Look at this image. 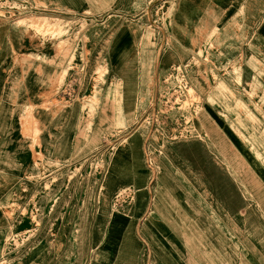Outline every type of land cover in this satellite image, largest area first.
<instances>
[{"label":"rangeland","instance_id":"obj_1","mask_svg":"<svg viewBox=\"0 0 264 264\" xmlns=\"http://www.w3.org/2000/svg\"><path fill=\"white\" fill-rule=\"evenodd\" d=\"M34 1L48 5L45 0ZM87 1L93 6L94 0ZM174 1L134 0L128 13L117 18L120 24L107 33L102 52L109 57L112 75L106 73V63L99 61L97 97L86 98L88 118L97 123V134L90 133L96 142L85 157L76 161L43 159L34 151L30 169L16 179L20 185L16 194L8 191L0 200L1 262L9 237L15 235L16 250L8 256V264H26L25 248L35 246L56 247L57 252L52 254L56 264H137L138 253L142 264H156L159 256L164 264H179L184 261L179 244L170 250L165 236L153 230V211L165 203L171 209L177 205L193 214L192 227L187 229L193 250L188 257L194 264H264V47L237 45L238 57L224 66H220L223 61L214 66L203 48L214 53L220 50L213 41L218 34L209 40L206 36L189 48L180 41H155V19L171 39L178 40ZM228 4L224 12L232 15L224 24L239 29L241 12ZM126 6L123 3L119 9ZM58 12L60 9L1 19L0 25H11L32 40L56 42V54L71 59L74 44L87 38L88 26L108 15L63 16ZM129 22L138 23L146 38L138 41V46L137 41H130L132 37L127 39L134 24ZM133 33L136 37L138 30ZM249 51L258 60H245L244 54ZM56 74L54 83L59 87L63 70ZM106 77L112 82L108 87L112 104L101 112L98 91ZM63 105L55 99L48 104L51 113L61 111ZM100 113L106 122L112 115L110 127L104 126ZM175 149L192 153V159L179 160L192 169L188 177L193 185L194 207L202 209H197L199 214L189 206V196L186 194L185 204L184 191L174 188H178L172 172ZM212 166L223 173L220 177L233 183L240 195L241 208L234 221L216 198L224 191L212 190L207 184L217 179L216 174L205 173ZM177 175L184 178V173ZM146 187L150 195L143 230L148 239L141 235L139 244L131 228L122 233L114 231L112 220L118 213L136 217ZM153 196V209L149 210ZM210 201L217 208L213 206L207 214ZM22 220L31 227L20 229Z\"/></svg>","mask_w":264,"mask_h":264},{"label":"crops","instance_id":"obj_2","mask_svg":"<svg viewBox=\"0 0 264 264\" xmlns=\"http://www.w3.org/2000/svg\"><path fill=\"white\" fill-rule=\"evenodd\" d=\"M132 1L134 0H94L93 6L87 0H45L48 5L39 1L42 6L47 8V12L60 9L58 13L63 16L71 14L79 16L84 13L108 14L100 23L88 26L85 33L87 38L80 39L74 44L75 48H73L71 59L69 57L62 59L56 54V42L32 40L25 34L17 33L11 25H0V200L8 191L16 194L20 188V185L18 187L19 181L17 182L16 179L26 174L30 169L34 151L40 153L43 159L76 161L85 157L92 149L96 138L91 137V134H97V123L91 122L88 118L86 111L90 105L88 106L87 99L97 97L96 89L98 88L95 77L99 61L106 63V73L112 75L109 70V57L106 52H102V48L106 45L107 33L120 24L117 18L128 13ZM234 1L240 7L232 1L230 3V0H175L173 6L178 11L177 23H175L178 40L176 37V40L171 39L166 29V33L162 29V23H158L156 19L153 20L152 25L154 30L158 31V38L154 40L180 41L181 45L189 48L191 44L196 43L197 45L198 41H204L206 36L209 40L218 34V37H215L213 41H217L220 50L214 53L209 52L206 47L203 48L208 57L210 56V61L214 66L219 65L218 61H223L220 66H224L234 57H238V52L235 51L237 45L239 47L247 44L264 47V0ZM123 3L127 5L126 8L119 9ZM227 4L231 5L233 10L241 12L238 15L239 29H229L224 24L226 19L232 15L224 12ZM109 15L111 16L109 17ZM233 15L234 19L237 18L234 12ZM219 22H223V24H218ZM129 23H134L132 24L134 27H129L127 39L132 37L130 41H137V46L138 41H146L140 31V25L135 22ZM136 29L138 34L135 37L133 31ZM238 41L244 42L238 43ZM229 44L232 45L231 48H229ZM209 47L212 45L209 44ZM244 50L246 49L243 48ZM244 55L245 60L251 62L258 60L257 55L250 51ZM34 56L38 59H34ZM176 56L180 57L178 54ZM60 70H63L62 84L57 87L54 81H56V73L60 74ZM157 71L162 70L158 68ZM104 81L98 91V104L101 112L107 105L111 106L112 104L111 92L108 93V87L112 82L107 77ZM50 95L53 96L50 97ZM52 99H55L58 105L64 104V108L57 113H51L48 104ZM43 105H45L44 108ZM222 108L215 107L216 110H222ZM104 116L103 113H100V118ZM109 118V121L106 122L104 117L103 124L106 127H110L112 115ZM235 119L236 117L231 118L232 121ZM34 131L36 132L35 138ZM34 140L37 143L35 146L33 145ZM202 153L207 156V152L202 151ZM174 154L176 166L172 167V172L178 181V188H174L181 192L184 191L185 204H187L186 194L189 196V206L193 207L195 214H199L197 213L198 208L194 207L191 192L193 185L188 177L192 169L179 160V158L192 159V153L190 151L179 152L175 149ZM186 161L184 163H187ZM176 167L179 169L177 170ZM178 173H184V178L178 176ZM205 173L216 174L217 179L214 181L210 178L211 180H208L207 184L212 190L224 191L219 192L216 198L223 204L222 211H226L234 221L241 208V199L233 183L225 180V177H220L223 173L215 166L205 169ZM143 174L146 175V172L144 171ZM220 180L223 182L221 183ZM152 189V193L155 195L154 188ZM142 194L139 203L140 210L136 217L130 218L118 213L112 220L114 231L122 233L131 228L139 244L141 235L148 239L143 230L150 195L147 187ZM153 198L154 196L149 210L153 209ZM212 201L208 202L206 206L207 214H210L211 209L215 206ZM175 205L176 203H174ZM175 207L171 209L169 205L162 203L153 211V230L165 236L168 240L167 247L170 250L171 248L176 249L179 244L182 249L178 251L184 259L179 264H194L188 257V254L193 250L190 241L191 234L187 229L192 227L193 214L180 206L176 205ZM198 210L202 212L201 208ZM221 217L220 220L223 221V215ZM141 219L143 221L139 225ZM22 222L23 226H19L20 229L31 227L28 221L22 220ZM93 224L91 225L92 237ZM29 248L28 251L25 248L24 260L26 264L57 263L56 258L52 255L57 252L55 251L56 247L35 246L30 250ZM114 252L112 251V253ZM38 254L42 255L40 259L37 257ZM137 261V264H142L139 260V253ZM156 264H164L160 256Z\"/></svg>","mask_w":264,"mask_h":264},{"label":"built area","instance_id":"obj_3","mask_svg":"<svg viewBox=\"0 0 264 264\" xmlns=\"http://www.w3.org/2000/svg\"><path fill=\"white\" fill-rule=\"evenodd\" d=\"M46 12L47 8L42 6L41 4L36 3L34 0H0V20L17 19L22 15ZM9 238L10 239L8 241V244L6 245L5 255L3 256V261L1 262L0 260V264H8V256L15 253L14 251L16 250V247L14 246L13 241L17 237L15 235H12Z\"/></svg>","mask_w":264,"mask_h":264}]
</instances>
